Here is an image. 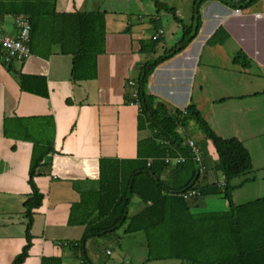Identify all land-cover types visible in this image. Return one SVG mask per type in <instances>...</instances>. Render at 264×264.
<instances>
[{"label": "crops", "instance_id": "obj_1", "mask_svg": "<svg viewBox=\"0 0 264 264\" xmlns=\"http://www.w3.org/2000/svg\"><path fill=\"white\" fill-rule=\"evenodd\" d=\"M38 1L43 0H0L1 31L14 32L13 15L6 10L24 4L35 6ZM171 6L175 15H184L178 6ZM53 7L63 13L102 11V51L95 57L94 77L74 80L70 75L71 55L62 53L58 42L50 41L45 31L31 39L29 36L28 57L10 61L8 66L39 76L45 87L41 94L20 90L0 56V264H9L24 243L22 201L30 191L26 180L32 140L39 142L41 138L50 151L43 155L33 177L42 197L31 209L30 245L20 264H40L41 258L53 259L51 264H81L72 244L80 237L82 225L67 222L70 205L78 201L80 191L96 188L100 158H133L136 140L148 133L136 129L137 104L132 102L127 80L134 81L139 64L165 47L159 44L163 31L153 26L159 12L152 2L53 0ZM198 12L196 34L180 52L153 68L146 92L167 109L192 103L210 126L213 111L226 107L227 113L218 109V121H224L220 131L233 126L231 136L249 154L248 182L260 188L264 172V0L243 8L205 0ZM151 25L153 30L146 35L144 31ZM159 29V48L156 44L153 53L140 51L139 41ZM236 53L246 60L245 66L231 60ZM128 96L131 100L127 102ZM5 118L11 136L2 133ZM44 132L48 133L45 137ZM204 144L207 162L211 163L214 150L210 142ZM212 196L205 197L217 208L207 211L225 210L226 201H213ZM200 205L192 199L189 208L199 212L204 204ZM108 240L98 237L84 242L85 256L92 264H105L99 255L110 254ZM142 245L146 248L145 238ZM123 251L129 257L122 260L123 264H132L134 252Z\"/></svg>", "mask_w": 264, "mask_h": 264}, {"label": "trees", "instance_id": "obj_2", "mask_svg": "<svg viewBox=\"0 0 264 264\" xmlns=\"http://www.w3.org/2000/svg\"><path fill=\"white\" fill-rule=\"evenodd\" d=\"M150 1L156 11H168L179 27V36L160 53L139 64L134 79L136 129L148 133L136 140L133 158L98 160L96 188L80 191L78 201L69 208L67 222L82 225L81 235L72 247L79 253L81 264H92L85 256L84 242L89 238L108 237L121 227L123 234L143 232L146 260L169 258L186 264H264V194L238 204L232 203L230 198V181L251 168L245 147L233 136L216 135L192 103L181 109H167L146 92L147 79L153 68L180 52L196 34L200 23L198 8L205 0H191L188 22L175 15L172 6L159 0ZM216 1L229 8H243L256 0ZM38 2L35 6L14 7L6 13L28 17L30 39L37 32L45 31L50 41L58 42L60 51L71 55L72 79L94 77L95 57L103 45V12H56L53 0ZM44 25L47 28L43 29ZM158 41L159 37L151 36L140 40L139 50L153 53ZM0 56H3L1 48ZM231 60L246 65L240 53L233 55ZM2 64L18 80L20 90L44 93V83L39 76L11 70L9 63ZM126 100L131 98L128 96ZM8 121L4 119L2 133L11 136ZM190 121L202 133L199 141L202 148H205V141L212 145L215 159L209 167L210 162L203 163L200 155L199 162L193 159L186 143L190 137L180 133ZM18 136L25 138L21 134ZM193 143L199 151L197 142ZM43 145L32 140L26 180L30 191L22 201L26 218L24 243L9 264H20L30 245L31 209L40 204L42 197L33 177L38 173L43 155L50 151V146ZM165 156H181L182 161L167 165L163 160ZM166 171L167 175H163ZM187 189H195L198 194L193 198H182L181 193ZM207 195H219L226 201V209L192 212L190 200ZM132 196L142 206L128 215L127 206ZM118 237L116 235V240ZM51 261L53 263V259L41 258L40 264H51Z\"/></svg>", "mask_w": 264, "mask_h": 264}, {"label": "rangeland", "instance_id": "obj_3", "mask_svg": "<svg viewBox=\"0 0 264 264\" xmlns=\"http://www.w3.org/2000/svg\"><path fill=\"white\" fill-rule=\"evenodd\" d=\"M167 6H171V4H175L178 6L182 12H184V15L179 17L184 21L188 22V14L190 11V5H191V0H162ZM153 8H151V11ZM159 15H158V20H156V24H154V27H160V29L163 31L162 33V39L160 40L159 44H162L167 47L170 45L172 42H174L178 36H179V27L178 25L172 20L171 15L168 13V11L165 10H158ZM148 14V13H146ZM24 15V14H23ZM26 16V15H25ZM27 17V16H26ZM28 18V17H27ZM40 19V17H39ZM151 25V28H147L144 33L147 35L149 34L153 28ZM44 29V28H43ZM44 31V30H43ZM38 35V32L36 33V36ZM159 44H157V48H159ZM2 60V58H1ZM3 62V61H2ZM7 64V63H6ZM226 107L220 108L218 107L217 110H214L213 112V120L211 121V127L209 126L218 133L220 136L223 138L231 136V132L233 131V126L232 125H227L225 127L224 131H220V127L224 125V121L219 122L218 118L220 117L218 109H220L223 112H228L225 110ZM225 110V111H224ZM211 112V109H209ZM203 112H207V110L204 109ZM207 121V120H206ZM42 131V129H41ZM185 132V133H184ZM215 132V133H216ZM182 135L189 136L190 139H192L194 142H197L199 148V155L200 159L203 163L206 164L207 158V149L202 148V142L201 144L199 141L202 139V133L198 129V127L192 122H188L185 128V131L180 132ZM46 132H44L43 137H45ZM41 135V134H40ZM48 133L46 134V136ZM39 139V138H38ZM42 142V139L40 138V141ZM206 161V162H205ZM207 164V167L210 166ZM168 165V164H167ZM263 174V182L260 188H255L248 182V178L246 177V173L242 174L240 176H237L233 178L230 181V185L232 186V189L230 191V198L231 201L234 204L242 203L247 200H251L253 198H256L258 196H261L264 194V172ZM213 201L216 200H222V198L219 195H213L211 197ZM205 199V200H204ZM208 197H197L195 198V201L197 204H201L200 207L203 205V207L200 209L201 211H207V210H213L216 209L217 207L215 206V202L211 203V200H208ZM208 200V201H207ZM141 202L135 197L132 196L130 198V202L127 206V214L132 215L135 213L141 206ZM116 235L120 237V239L116 240ZM113 237V238H112ZM118 237V238H119ZM108 242L106 245V248L110 250L109 255H104L103 253L99 255L101 259L104 260L105 264H109L110 262L114 264H123L124 259H129L128 255L125 254L123 251L124 249H131L134 252V257L133 261L131 260L132 264H186L185 262H181L178 259H162L161 260H146V248L142 245V241L144 240V234L142 231H137L136 233H121V227L116 229L113 234H109L108 236ZM120 240V241H119ZM140 240V241H139ZM139 241V243H138ZM99 254V251L97 252ZM103 257V258H102ZM127 261V260H126Z\"/></svg>", "mask_w": 264, "mask_h": 264}, {"label": "built area", "instance_id": "obj_4", "mask_svg": "<svg viewBox=\"0 0 264 264\" xmlns=\"http://www.w3.org/2000/svg\"><path fill=\"white\" fill-rule=\"evenodd\" d=\"M256 16L258 14H255ZM13 25L14 32L13 34L3 33L0 29V48L3 51L2 61L4 63H9L10 61H22L26 59L29 55V35H30V23L28 18L23 14H15L13 15ZM161 32V30H157L151 35V38L157 37V35ZM127 85L130 86V97L132 98V102L136 103V89L135 83L133 80H127ZM187 146L189 147L190 153L195 161L199 162V151L197 147L194 145L191 139H187ZM164 162L173 165L174 163L182 161L181 156L168 157L165 156L163 158ZM198 194V191L195 189H187L181 193L182 198H193Z\"/></svg>", "mask_w": 264, "mask_h": 264}]
</instances>
